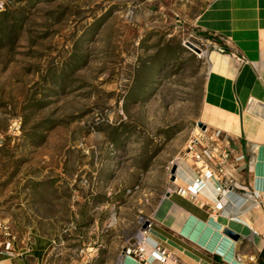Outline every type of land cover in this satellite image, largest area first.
<instances>
[{"label": "rangeland", "instance_id": "1", "mask_svg": "<svg viewBox=\"0 0 264 264\" xmlns=\"http://www.w3.org/2000/svg\"><path fill=\"white\" fill-rule=\"evenodd\" d=\"M213 1L0 0V219L13 250L35 241L39 264L148 257L143 234L167 194L191 201L172 166L189 161L196 177L194 154L223 147L206 98L209 56L229 49L196 23Z\"/></svg>", "mask_w": 264, "mask_h": 264}, {"label": "crops", "instance_id": "2", "mask_svg": "<svg viewBox=\"0 0 264 264\" xmlns=\"http://www.w3.org/2000/svg\"><path fill=\"white\" fill-rule=\"evenodd\" d=\"M196 23L224 36L229 49L228 55L209 56L206 117L209 129L222 133L220 149L231 151L228 180L221 185L232 191L214 217L205 195L193 202L170 194L169 209L146 234V243L166 251V264H264V0H214ZM193 179L192 163H180L175 183L185 188ZM218 186L208 182L212 201ZM226 228L240 239L218 237ZM46 250L27 241L0 264H39ZM121 259V264H160L153 254Z\"/></svg>", "mask_w": 264, "mask_h": 264}, {"label": "built area", "instance_id": "3", "mask_svg": "<svg viewBox=\"0 0 264 264\" xmlns=\"http://www.w3.org/2000/svg\"><path fill=\"white\" fill-rule=\"evenodd\" d=\"M222 53V51H219ZM195 160H197L200 168V171L198 170L196 172L195 177V184L193 188L198 184L200 187L202 185L203 180H214L218 183V187H216L218 196L217 200L218 202L213 204L214 206V212L211 214L212 217H214L219 211L223 210V203L222 199L225 198L226 193H231L232 187L227 188L222 187L221 184H225L227 182V173H226V167L231 162V151L228 149H210L208 147H205L202 152H199V154H194ZM197 168V169H199ZM177 193L180 196H188L191 201H198V196L200 194V190H192L189 188H178ZM219 197V198H218ZM201 206L205 207L208 205V203L200 204ZM143 235H146L144 233ZM13 243V235L11 234L9 227L0 219V263L2 259H10L15 256V251L12 248ZM153 256L154 258L160 263V264H166L168 259V254L165 250H161L159 247H155L153 250Z\"/></svg>", "mask_w": 264, "mask_h": 264}, {"label": "bare ground", "instance_id": "4", "mask_svg": "<svg viewBox=\"0 0 264 264\" xmlns=\"http://www.w3.org/2000/svg\"><path fill=\"white\" fill-rule=\"evenodd\" d=\"M189 155H190V157H192L193 156V153L191 152V153H189ZM210 180L208 179V180H203V182H202V185L199 187L198 186V184H196V186L193 188V186H194V184H195V179H193V181H192V183L190 182V185H187V186H185V189L186 188H191L192 190H200V194H199V196H198V199H200V197H204L203 195H205V200L207 201V202H209V203H212V204H215V203H217V197H216V199L215 200H211L208 196V194H209V189L207 188V185H208V182H209ZM228 194L229 193H226L225 194V197L226 196H228ZM216 195L218 196V193H217V190H216ZM146 236H145V241H146ZM145 245H147V243H145ZM148 246V245H147ZM155 246V245H154ZM154 246L152 247V251L151 252H148V251H141V252H146L147 254H148V257H150V255L151 254H153V249H154ZM151 248V247H150Z\"/></svg>", "mask_w": 264, "mask_h": 264}, {"label": "water", "instance_id": "5", "mask_svg": "<svg viewBox=\"0 0 264 264\" xmlns=\"http://www.w3.org/2000/svg\"><path fill=\"white\" fill-rule=\"evenodd\" d=\"M186 46L188 48H190L192 51H194L195 53L201 54V51L198 48H196L195 46H193L192 44L186 43ZM176 173H177V165H173L171 170H170V173H169L170 174V182L171 183L175 182ZM167 197H169V194H167ZM222 235L225 238H227V239H229L231 241H234V242H237L240 239V236L236 232L232 231L229 228L223 229L222 230Z\"/></svg>", "mask_w": 264, "mask_h": 264}, {"label": "trees", "instance_id": "6", "mask_svg": "<svg viewBox=\"0 0 264 264\" xmlns=\"http://www.w3.org/2000/svg\"><path fill=\"white\" fill-rule=\"evenodd\" d=\"M260 264H262V263H260Z\"/></svg>", "mask_w": 264, "mask_h": 264}]
</instances>
